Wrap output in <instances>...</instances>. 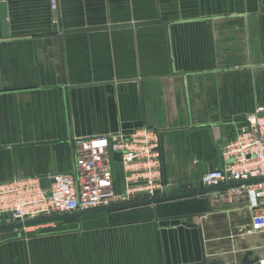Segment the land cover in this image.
Instances as JSON below:
<instances>
[{
    "label": "crops",
    "instance_id": "obj_1",
    "mask_svg": "<svg viewBox=\"0 0 264 264\" xmlns=\"http://www.w3.org/2000/svg\"><path fill=\"white\" fill-rule=\"evenodd\" d=\"M117 24L130 27L64 32ZM261 107L264 0H58L56 12L0 0V183L69 172L75 137L147 127L160 132L162 195L202 189L219 161L195 129L227 142ZM113 175L121 192L119 164ZM228 193L4 232L0 264H242L246 252L260 264L264 231Z\"/></svg>",
    "mask_w": 264,
    "mask_h": 264
},
{
    "label": "built area",
    "instance_id": "obj_2",
    "mask_svg": "<svg viewBox=\"0 0 264 264\" xmlns=\"http://www.w3.org/2000/svg\"><path fill=\"white\" fill-rule=\"evenodd\" d=\"M48 1L56 12L58 0ZM263 113L261 107L246 117L245 125L222 148L223 168L210 170L199 180L203 188L241 184L227 189L231 192L227 198L244 204L252 232L264 231ZM116 164L123 172L121 192L114 187ZM48 181L45 188L41 178L34 177L0 183V226L153 198L156 190H164L160 132L141 127L128 133L75 137L71 169L49 176ZM42 225L21 231L31 233Z\"/></svg>",
    "mask_w": 264,
    "mask_h": 264
},
{
    "label": "water",
    "instance_id": "obj_3",
    "mask_svg": "<svg viewBox=\"0 0 264 264\" xmlns=\"http://www.w3.org/2000/svg\"><path fill=\"white\" fill-rule=\"evenodd\" d=\"M154 24H157V22L156 21H146V22L136 23L134 24V26L137 27V26H147V25H154ZM126 27H130V24H117V25H111V26L75 28V29L64 30V32L66 34H74V33H84V32H92V31H99V30L119 29V28H126ZM54 31L55 32L58 31V26L54 27ZM198 130L206 131L209 133L211 141L214 143L215 148L217 150L219 169H222L223 168L222 147L225 146L226 142H223L222 140H220L219 129L203 126V127L195 129V131H198ZM256 182L257 180H254L251 182H247L246 184H251V183H256ZM48 184H49V181L47 178L44 177L41 179V186L43 188L47 187ZM238 185H241V184L222 185L218 187L202 188V189H197L193 191L180 192V193L167 194V195H162V191L156 190L154 192L153 198L137 200L134 202L112 206V207H107V208H102V209H98L94 211L80 212V213L57 216V217L47 218V219H42V220L29 221V222H25L24 224H13V225L0 226V234L4 232H9V231H17V230H21L22 228H28V227L42 225L46 223H54V222H59L62 220H69L72 218L88 216V215H92V214H96L100 212H109V211H114V210L128 209V208H133V207H138V206H143V205L156 204L160 202L183 199V198H187L191 196L206 195L211 192L233 188ZM180 222H181L180 220H176V219L170 220V221H163V222H160V226H168V225L174 226V225L179 224ZM201 242L203 241L201 240ZM251 255H252L251 252H246V254L242 258V264H259V260L257 258H253L252 260H249Z\"/></svg>",
    "mask_w": 264,
    "mask_h": 264
},
{
    "label": "rangeland",
    "instance_id": "obj_4",
    "mask_svg": "<svg viewBox=\"0 0 264 264\" xmlns=\"http://www.w3.org/2000/svg\"><path fill=\"white\" fill-rule=\"evenodd\" d=\"M32 230H33V229H31L29 232H33Z\"/></svg>",
    "mask_w": 264,
    "mask_h": 264
}]
</instances>
